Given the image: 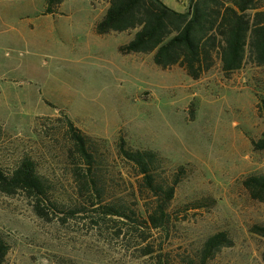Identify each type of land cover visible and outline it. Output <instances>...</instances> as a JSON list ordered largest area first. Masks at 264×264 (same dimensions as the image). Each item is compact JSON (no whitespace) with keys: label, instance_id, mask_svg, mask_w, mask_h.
I'll use <instances>...</instances> for the list:
<instances>
[{"label":"rangeland","instance_id":"1","mask_svg":"<svg viewBox=\"0 0 264 264\" xmlns=\"http://www.w3.org/2000/svg\"><path fill=\"white\" fill-rule=\"evenodd\" d=\"M163 1L179 11L189 3ZM44 6L0 0V170L29 157L51 187L42 213L26 193L0 188L3 264H200L219 232L232 245L207 264H264V239L250 231L264 224V203L243 185L264 174V149L252 145L264 132V66L248 60L226 76L216 61L195 80L156 66L152 54H121L135 31L95 34L106 0H65L54 15ZM66 118L93 140L102 204L134 210L131 219L104 216L81 197ZM120 137L165 159L159 183L184 169L163 228L147 221L156 197L118 156Z\"/></svg>","mask_w":264,"mask_h":264},{"label":"trees","instance_id":"2","mask_svg":"<svg viewBox=\"0 0 264 264\" xmlns=\"http://www.w3.org/2000/svg\"><path fill=\"white\" fill-rule=\"evenodd\" d=\"M65 0H44V15H54ZM104 16L95 23L94 33L135 31L132 38L118 47L123 54H152L153 62L161 69L174 66L182 68L192 79H200L220 62L224 75L243 68L250 60L264 66V9L263 0H188L186 11H179L163 0H106ZM264 115V100L259 105ZM66 135L72 148L73 174L82 198L90 206H98L104 216L131 219L134 210L121 204H102L99 182L94 178L95 157L93 140L66 118ZM255 150L264 149V132L252 141ZM118 156L131 164L140 176L141 187L151 192L156 200L147 208V221L155 229L163 228L170 220L167 206L173 199L183 167L179 168L168 184L158 182L159 165L165 160L149 149H132L123 137L117 144ZM82 161V162H81ZM81 163V164H80ZM31 158H24L7 174L0 170V188L7 194L24 192L35 210L42 213L41 204L48 199L51 187ZM243 185L251 198L264 203V174L244 179ZM145 193L141 192V197ZM138 205V203H137ZM149 209V210H148ZM251 233L264 239V224H255ZM232 240L225 232L210 236L200 252V264L207 262L222 247L231 246ZM8 244L0 238V264L5 262ZM264 261V250L262 253ZM192 264V262H190Z\"/></svg>","mask_w":264,"mask_h":264},{"label":"crops","instance_id":"3","mask_svg":"<svg viewBox=\"0 0 264 264\" xmlns=\"http://www.w3.org/2000/svg\"><path fill=\"white\" fill-rule=\"evenodd\" d=\"M170 6V5H169Z\"/></svg>","mask_w":264,"mask_h":264}]
</instances>
